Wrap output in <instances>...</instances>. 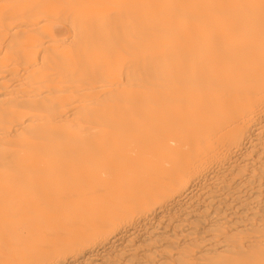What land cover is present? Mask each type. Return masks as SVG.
<instances>
[{
	"label": "bare ground",
	"instance_id": "1",
	"mask_svg": "<svg viewBox=\"0 0 264 264\" xmlns=\"http://www.w3.org/2000/svg\"><path fill=\"white\" fill-rule=\"evenodd\" d=\"M0 264H264V0H0Z\"/></svg>",
	"mask_w": 264,
	"mask_h": 264
}]
</instances>
